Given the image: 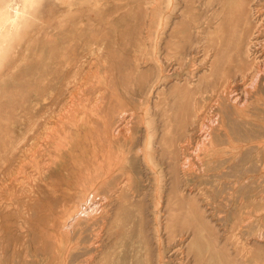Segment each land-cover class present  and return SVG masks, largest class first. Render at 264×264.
Listing matches in <instances>:
<instances>
[{
  "label": "rangeland",
  "instance_id": "1",
  "mask_svg": "<svg viewBox=\"0 0 264 264\" xmlns=\"http://www.w3.org/2000/svg\"><path fill=\"white\" fill-rule=\"evenodd\" d=\"M258 29L264 0H39L0 56V264H264V84L217 99Z\"/></svg>",
  "mask_w": 264,
  "mask_h": 264
},
{
  "label": "bare ground",
  "instance_id": "2",
  "mask_svg": "<svg viewBox=\"0 0 264 264\" xmlns=\"http://www.w3.org/2000/svg\"><path fill=\"white\" fill-rule=\"evenodd\" d=\"M39 3V0H0V56L3 54V52L10 46V44L12 43V41L19 35L22 34L27 25L28 22L31 19V16L33 15L34 9L37 6V4ZM252 4V3H251ZM256 10V9H255ZM251 19V18H250ZM246 18V23L249 25L251 23V20ZM263 27V26H262ZM260 28V27H259ZM258 29L257 35H256V39L255 42L253 41L252 37H250V35L246 38V42L244 44L243 50H242V54L245 57L247 63H252L251 62V54H257L254 58L257 59L259 57H262V60H264V50L262 46V41L258 40V33H259ZM255 43V44H254ZM258 45H260V49H258ZM254 46L255 49H252V47ZM240 53V52H239ZM239 59V58H238ZM259 63V62H258ZM259 65V64H258ZM260 64L259 66H257L256 64L250 65L249 68H247V72H243L241 74V79H243V81L241 80V85L239 83H237V81H228L225 82L222 87H220L219 91H217V99L220 101L221 104H228L232 107H234L236 109V112H243L244 110H248L250 105L252 104L251 98L254 96L253 93H257L259 92L258 87H260L264 84V66ZM249 79L250 81L247 84V80ZM83 79V78H82ZM246 81H245V80ZM179 86V85H178ZM249 86H252L253 89L249 90L247 89ZM77 91V90H76ZM75 92V91H74ZM77 96V95H76ZM97 96V95H96ZM98 97V96H97ZM101 97V96H99ZM195 100V99H194ZM215 101V100H214ZM218 102V101H217ZM97 103V102H96ZM98 104V103H97ZM213 104V103H212ZM156 105V104H155ZM252 107V106H251ZM253 108V107H252ZM90 109V108H89ZM197 110V109H196ZM210 110V109H209ZM208 110V111H209ZM71 111V110H70ZM212 111V110H210ZM65 112V110H64ZM125 113V111H124ZM123 113V114H124ZM128 113V112H127ZM200 113V112H199ZM211 113V112H209ZM208 113V114H209ZM210 115V114H209ZM208 115V116H209ZM214 115V114H213ZM120 116V115H119ZM122 116V115H121ZM120 116V118H121ZM125 116V115H123ZM122 116V117H123ZM218 116V115H217ZM131 117V116H130ZM184 118V117H183ZM215 118V117H214ZM127 119V118H126ZM125 119V120H126ZM129 119V118H128ZM225 119V118H224ZM186 120V119H185ZM216 121V120H215ZM127 122V121H126ZM223 115L220 114L218 117V121H216L213 125H210L211 127H208L207 133L205 134L204 132V138L203 140H207V145L210 147V150L214 147L217 146V139L219 137H221L220 135H222L224 133V131L226 132L227 129H223V133L220 132V124L223 123ZM231 122V121H230ZM238 122V121H237ZM124 120H118V124L116 127V133L118 130H120L121 126H126V124H123ZM128 123V122H127ZM115 124V123H114ZM209 124V123H207ZM129 126V125H128ZM207 126V125H206ZM248 126V125H247ZM202 127V126H201ZM128 128V127H127ZM204 128V127H202ZM160 129V128H159ZM204 130V129H203ZM206 131V130H205ZM115 132V131H114ZM231 132V131H229ZM113 133V134H116ZM112 134V135H113ZM227 135V134H226ZM229 135V134H228ZM114 136V135H113ZM231 136V135H230ZM230 136H228L227 138H230ZM189 137V136H188ZM225 137V135H224ZM232 137V136H231ZM221 139V138H219ZM82 140V139H81ZM37 147V146H36ZM158 147V146H157ZM184 147V146H183ZM208 147V150H209ZM185 148V147H184ZM35 149V148H34ZM262 152H263V160L261 161L262 167L264 168V142L262 144ZM212 151V150H211ZM233 151V150H232ZM104 152V151H103ZM33 153V152H32ZM37 153V152H36ZM103 154V153H102ZM105 154H107L105 152ZM212 154V153H211ZM209 155V154H208ZM238 155V154H237ZM103 156V155H102ZM105 157V156H104ZM82 158V156L80 157ZM190 158V157H189ZM32 159V158H31ZM188 158H186L187 160ZM210 159V157H209ZM258 159V158H257ZM185 160V162H186ZM52 162V161H51ZM54 162V161H53ZM180 162V161H179ZM189 162V161H188ZM183 165V163H181ZM189 164V163H188ZM48 165V164H47ZM180 165V166H182ZM191 165V164H189ZM199 165V164H198ZM45 167V166H44ZM184 167V166H182ZM48 168V167H46ZM260 168V169H261ZM37 169V168H36ZM180 169V168H179ZM183 169V168H182ZM181 169V170H182ZM226 169V168H225ZM47 170V169H46ZM262 170V169H261ZM38 171V170H37ZM41 171V170H40ZM192 171V170H191ZM211 171V170H210ZM42 172V171H41ZM40 172V173H41ZM183 172V171H182ZM42 174V173H41ZM207 175V174H206ZM78 176V175H77ZM82 176V175H81ZM183 176V175H182ZM39 177V175H38ZM38 177H35L36 179H39ZM103 177V176H102ZM33 178V177H32ZM34 178V179H35ZM241 178V177H240ZM81 179V178H80ZM102 179V178H101ZM35 181V180H34ZM101 181V180H100ZM247 181V180H245ZM76 183V181H74ZM103 182V181H102ZM101 182V183H102ZM74 184V183H73ZM75 187L77 185V187L75 189L78 188V184H74ZM109 185V184H108ZM74 187V186H73ZM103 187V186H102ZM35 188V187H34ZM79 189V188H78ZM79 194L83 193L81 191H78ZM59 190V189H57ZM61 190V189H60ZM59 190V191H60ZM63 190V189H62ZM74 191V189H71V191ZM96 192V189H93ZM93 190L91 193H93ZM98 190V189H97ZM100 190V189H99ZM53 191H56V189ZM89 190H87L88 193ZM63 192V191H62ZM70 192V190H69ZM81 192V193H80ZM98 192V191H97ZM100 192V191H99ZM116 192V191H115ZM73 193V192H72ZM90 193V192H89ZM95 194V193H94ZM74 195V194H73ZM86 195V193H85ZM84 195V196H85ZM77 196V194H76ZM87 195L85 196L84 200H86ZM89 200V199H88ZM87 201V200H86ZM83 202V200H82ZM85 202V201H84ZM88 202V201H87ZM93 204V202H89L88 205H86L84 208H82V213L86 212L87 209ZM78 211L80 209H77ZM248 222V221H247ZM243 224V223H242ZM247 224V223H246ZM245 224V225H246ZM5 226V225H4ZM7 226V225H6ZM8 227V226H7ZM1 228V225H0ZM5 228V227H4ZM9 228V227H8ZM6 231V230H5ZM4 231L0 230V236L4 235L2 234ZM9 232V231H8ZM8 232H6L8 234ZM259 232V231H258ZM257 232V233H258ZM11 233V232H10ZM262 233V232H261ZM264 233V232H263ZM10 236V235H9ZM259 236V234H258ZM261 236V235H260ZM5 237V236H4ZM7 237V236H6ZM181 237V236H180ZM8 238V237H7ZM10 238V237H9ZM6 239V238H5ZM2 238V240H5ZM183 241V240H182ZM1 242V241H0ZM2 246V245H1ZM91 246V244H90ZM2 256V255H1ZM25 256V255H24ZM28 256V254L26 255ZM73 257V256H72ZM77 257V256H76ZM168 258V257H167ZM62 260V258H61ZM88 260V259H87ZM186 261V260H185ZM90 262V261H89Z\"/></svg>",
  "mask_w": 264,
  "mask_h": 264
}]
</instances>
